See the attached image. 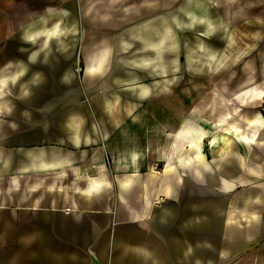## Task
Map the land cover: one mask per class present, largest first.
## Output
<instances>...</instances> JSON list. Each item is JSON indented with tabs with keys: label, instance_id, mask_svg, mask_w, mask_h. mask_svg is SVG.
Returning <instances> with one entry per match:
<instances>
[{
	"label": "crops",
	"instance_id": "1",
	"mask_svg": "<svg viewBox=\"0 0 264 264\" xmlns=\"http://www.w3.org/2000/svg\"><path fill=\"white\" fill-rule=\"evenodd\" d=\"M205 1L25 0L11 7L16 17L10 25H0V71L41 72L43 81L24 87L31 91L27 97L23 85L20 92L14 89L20 100L11 103L7 96L11 112H0V202L4 199L6 205L0 206V264H226L231 259L236 264H264V243L252 251L264 241V175H249L255 166L264 170V144L249 150L240 144L242 164L236 151L222 157L214 153L218 161L232 159L215 167L219 180L249 186L239 196L222 194L196 176L195 183H179L177 202L156 207L148 124L133 117L141 108L130 103L124 109L125 124L109 128L104 117L115 120L117 98L101 95V108L93 114L83 104L72 73L75 42L82 38L85 87L92 89L108 76L110 84L122 79L140 85L139 75H118L119 55L143 74V85L132 89L148 96L144 83L150 77L144 75L165 62L152 65L159 55L151 60L148 51L179 48V30L193 31L189 46H205L212 45L218 31L227 40L235 28L243 59L257 51L251 31L237 27L244 21L262 28L256 54L262 65L264 0H212L215 4L207 11L202 8ZM53 16H60L66 29L58 40L44 44V37L27 38V28ZM167 26L175 39H170ZM144 59L151 64L135 63ZM242 63L238 97L210 104L208 115L229 130L264 141V67ZM218 88L231 93L235 87ZM134 96L137 104L147 101ZM24 102L31 106L29 111L23 109ZM248 107L255 109L248 113ZM236 161L239 177L225 178L224 172L237 169ZM49 176L57 183H46ZM31 180L35 188L30 189ZM49 194H54V202H47Z\"/></svg>",
	"mask_w": 264,
	"mask_h": 264
},
{
	"label": "rangeland",
	"instance_id": "2",
	"mask_svg": "<svg viewBox=\"0 0 264 264\" xmlns=\"http://www.w3.org/2000/svg\"><path fill=\"white\" fill-rule=\"evenodd\" d=\"M23 1L25 0H0L1 26L10 25L11 20L16 17L14 9L11 7L16 5L19 6V3ZM183 18L186 19V17ZM236 24L241 30L251 31V38L254 40L253 44L256 45L255 49H257L256 52L252 51L247 57L243 59L240 58L239 52L241 51L243 43H241V36L240 34H237V29L235 28L229 31L227 40L220 38L218 36V31L217 35L212 39V45L209 44L205 46L199 45L200 42H198L197 46H189L190 43L193 42L190 40H194L195 37L192 34L193 31H188L189 29L179 30L180 47H166L162 49L160 57L162 58V61L164 60L165 62H162L159 66L152 67L149 74L145 73L144 75V78L150 77L145 79V83L142 81L149 88L147 89L148 96H144V92L137 93L132 89L139 84L133 86L127 82L123 83L122 79L118 80L119 82L117 83L116 76L114 78L116 81L114 84H110L108 76L102 79L97 86L92 87V89L85 87L83 76L84 64L81 54V47L83 46L82 38L77 39L75 42L77 48L71 59L72 73L75 82H77L80 91L82 92V101L86 108H88L93 114H96L98 113L96 109L101 108L98 101V98L101 95H109L110 98L113 99L117 98L115 107H117L118 111L115 113V120H113L112 117H104L106 126L109 128L117 123L125 124L126 118L124 109L127 105H130V103L141 108V111H138L133 117L139 123L146 122V124H148L150 169L153 172V176L158 185V194L154 199L158 203L156 207H159L162 204L164 205L168 201L177 202L180 196L179 183H195L197 182L196 176L203 180L204 184L216 188L217 191H220L222 194L226 193L230 196H239L244 189L249 188V186H242L240 184L225 185L223 179L219 180L217 174H215V167H217L218 164L226 165L227 160L229 159L230 161L231 157L224 156V158L219 161L214 158V152L210 151L208 146L210 140H207L204 145V157L206 156L204 164H201L196 168L192 167L195 166L194 163L190 164V167L183 166L182 162L179 163L180 158L189 159L191 156L183 152L178 154L174 150L175 146L180 144L179 137H177V133L180 131L179 129L185 128L187 122L191 125L200 122V120L195 119L193 116L190 117L191 113H194L203 120L206 119L213 122L208 115L210 104L219 103L223 100H236L239 95V92L237 91L239 90V73L244 72L240 69V67L243 66L242 62L245 61L246 63H252V67L260 68L261 64L259 63L258 58L256 59V54H258L259 48L262 45V37L257 36V33L262 28L254 26L250 21L239 22ZM139 52L134 53V58L139 56ZM21 54L23 55V53ZM125 54L126 53H123L122 55ZM148 56L152 60V58L155 59L156 55H154L152 51H148ZM122 57L123 56L117 55V59L121 60L120 63H122L119 64L116 69L118 75L123 77L139 75V86L143 85L141 83L142 76H140L143 75L142 72L138 71V69L132 68L125 63V61H122ZM175 57H177L176 62H174ZM205 66H207L206 71H204ZM261 67H264V62ZM109 68L110 66L102 72L100 77L104 76ZM194 70L197 73H195ZM29 71L21 74L16 81L18 82L17 85L15 84L16 82H11L12 91H10V93L8 92V98L11 103L20 100L21 96L20 94L15 93L14 89H17L16 91L20 92L18 90L22 85L23 87L21 88H24L31 86L34 82V84H39L37 82L43 81V73H30ZM105 82H107L106 86H104ZM224 84L235 88H233L231 93H220L218 87ZM29 91H26V94L23 97H27ZM35 91L42 93L46 90L34 89V92ZM133 91L136 93L139 102L147 100L144 102V105L142 103L137 104V101L134 99L135 96ZM143 97L146 98L141 99ZM145 106L147 108V114ZM22 107L25 111H29L31 106H27L24 102ZM40 107L42 108L44 106ZM257 107L259 109L263 108L262 105ZM254 109L255 107H248L246 112L251 113ZM93 119L98 120L99 116L94 115ZM181 125L183 126L181 127ZM232 148L236 151L235 154H237V161L242 164L244 162L243 158H245L242 146L240 144H234ZM104 160H106V157H104ZM237 161V169L231 173L224 172L225 178L235 179L239 177L240 165L238 166ZM168 165H172L174 168L169 169ZM57 181V179H53L49 176L47 177L46 183L50 185L57 183ZM29 184L30 189L35 188V182L33 180L29 181ZM14 188L19 189V184H16ZM3 192L4 190L0 186V197ZM46 197L47 202L55 201L54 194H49ZM1 201L0 206L6 207L4 199H1ZM65 209H68V207ZM263 243V240L258 241L256 247H254L252 251H259ZM5 248H7V246ZM226 264H236V261L235 259H231L227 261Z\"/></svg>",
	"mask_w": 264,
	"mask_h": 264
},
{
	"label": "bare ground",
	"instance_id": "3",
	"mask_svg": "<svg viewBox=\"0 0 264 264\" xmlns=\"http://www.w3.org/2000/svg\"><path fill=\"white\" fill-rule=\"evenodd\" d=\"M227 1L228 0H226V3H223V4H227ZM205 3H206V6L202 7V8L205 9L206 11L208 10L209 7H211L210 6L211 4L212 5L215 4L214 1H212V0H206ZM220 7H221V5H220ZM49 13H53V12L49 11ZM195 19H197L196 16H195ZM36 20H37V18H36ZM30 22H32V21H30ZM28 25H29V23H28ZM65 30L66 29H65L64 23L62 22V18L60 16H53L49 20L43 19L42 21H40L36 24H33L32 26L27 28L26 36H27V38H30L33 40H35L36 38H43L44 37L43 38L44 44H48L53 39L58 40L61 33L65 32ZM167 33L169 34L170 39H175L174 34L171 30V27H169V26H167ZM152 51L154 52V54L159 55V58H156L155 59L156 62L153 61L155 63H152V65H156V64L158 65V61L159 60L162 61V58L160 57L161 48L155 47V49ZM135 63L138 65L143 63L144 66H146L147 64H149V65L151 64L150 61H148L146 59H144L143 62H141V61L137 62L136 61ZM21 74L22 73L19 71H16V72L13 71L12 73L8 72V71H0V112H9V111L11 112V110L9 108L8 101H7L8 92L10 93V91H11L10 90V86L12 85L11 82L14 81V83H15L19 79ZM16 83H18V82H16ZM22 91L24 93H26L25 88H23ZM238 92H240V91H238ZM192 116L195 119L200 120V122H197L198 124L195 123L193 125H191V124H189V122H187L185 128L179 129L180 131H178L177 137H179V140H180L179 143L180 144L176 145L174 148V150L178 154L183 152V153H187L189 156H191L189 159H182V158L179 159V163L182 162L183 166L190 167V164H192V163H194V164L197 163V165L204 164L206 156L204 157L203 149H204L205 142L207 140H210V143L208 145L210 148V151L214 152L216 155H219V157H222L223 155L228 154V153H231V154L234 153V150L232 148L234 144H241L245 148L248 147L247 150H249V147L253 148V146H263V144H264V141H261L260 139H257V138L251 139V138L246 137L244 135H240L238 132L236 133L232 130H229V129L223 127L222 125H219L217 123L211 122V121L206 120V119L203 120L200 117H198L197 115H195L194 113L190 114V117H192ZM182 126L183 125H181V127ZM212 160H213V158H212ZM171 166L172 165H168L169 169L174 168L173 166L172 167ZM230 171H232V168L230 169ZM249 175H250V177L252 176L253 179L258 178V177H261L264 175V170H262L261 167L255 166V167H253V169H251V168L249 169ZM232 207H233V205H232Z\"/></svg>",
	"mask_w": 264,
	"mask_h": 264
},
{
	"label": "built area",
	"instance_id": "4",
	"mask_svg": "<svg viewBox=\"0 0 264 264\" xmlns=\"http://www.w3.org/2000/svg\"><path fill=\"white\" fill-rule=\"evenodd\" d=\"M64 212L68 214V213H70V212H71V209H70V208H68V209H65V210H64Z\"/></svg>",
	"mask_w": 264,
	"mask_h": 264
}]
</instances>
